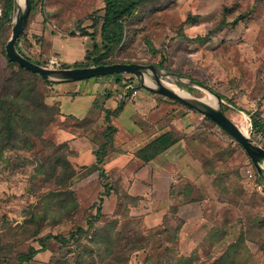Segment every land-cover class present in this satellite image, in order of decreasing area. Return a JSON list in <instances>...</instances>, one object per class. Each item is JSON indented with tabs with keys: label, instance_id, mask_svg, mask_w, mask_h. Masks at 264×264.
<instances>
[{
	"label": "rangeland",
	"instance_id": "1",
	"mask_svg": "<svg viewBox=\"0 0 264 264\" xmlns=\"http://www.w3.org/2000/svg\"><path fill=\"white\" fill-rule=\"evenodd\" d=\"M103 7L102 0H34L18 47L29 60L42 66L55 59L44 54L42 37L34 32L38 25L65 37H84L88 33L87 51L96 54L93 44L101 46L100 24L93 27L92 20L103 15ZM71 47L70 44L72 53L75 48ZM108 60L160 64L164 70L182 76L183 82H200L222 97L226 115L242 124L246 134L264 148V136L251 137L249 118L258 113L264 123V0H154L125 22L122 41ZM5 66L0 55V82L9 73ZM117 78L141 89L131 75ZM36 82L39 92L47 96L52 85L38 78ZM172 86L197 98L206 96L194 86ZM68 108L74 105L65 104L63 110ZM201 117L194 135L201 143L199 157L208 182L192 201L195 219L191 226L184 229L183 218L172 210L163 228L147 230L140 220L128 216L127 203L119 210V218L100 219L90 228L88 211L78 210L70 220L56 223L52 219L57 215L50 213L40 236L50 232L69 239L77 227L84 229V235L69 243L50 240L46 250H40L25 264H76L80 250L94 247L91 240L95 233L99 234L108 223L112 226L109 236L114 239V253L107 256L105 246L97 244L101 253L85 256V264L92 260L94 264H177L180 258H187L190 264H263L264 197L248 179L247 171L258 174L242 148L215 123ZM52 151L47 144L35 140L31 151L5 154L7 162L0 163L1 234L27 221L28 213L41 207L47 190L57 188L54 180L43 184L35 169L39 160L52 156ZM136 245L140 248L134 250L132 246ZM28 246L40 249L37 240L31 239L16 248L15 254L26 251ZM14 251L8 256L9 263L0 258V264H15Z\"/></svg>",
	"mask_w": 264,
	"mask_h": 264
},
{
	"label": "crops",
	"instance_id": "2",
	"mask_svg": "<svg viewBox=\"0 0 264 264\" xmlns=\"http://www.w3.org/2000/svg\"><path fill=\"white\" fill-rule=\"evenodd\" d=\"M41 28L36 25L34 32L40 33L47 57H54L63 65L84 61L89 49L86 36L65 37ZM70 44L75 48L72 53ZM129 86L117 77L53 84L45 102L57 106L59 114L46 127L42 138L57 145L67 144L71 152L67 159L76 172L70 189L79 211L95 214L91 207L101 198L102 219H117L119 210L127 203L128 216L140 220L142 227L149 230L163 228L172 210H177L185 229L194 223L192 201L198 189L206 188L208 182V173L199 157L201 143L194 135L203 115L142 89L133 88L127 94ZM121 102L122 109L112 114ZM63 103L74 108L64 111ZM106 111L111 112L108 121L115 132L100 169L96 170L95 151L105 143ZM163 135L172 141L169 147L148 160L137 155ZM106 183L109 190L104 194ZM190 245L194 243L191 241ZM262 258L264 261V253Z\"/></svg>",
	"mask_w": 264,
	"mask_h": 264
},
{
	"label": "trees",
	"instance_id": "3",
	"mask_svg": "<svg viewBox=\"0 0 264 264\" xmlns=\"http://www.w3.org/2000/svg\"><path fill=\"white\" fill-rule=\"evenodd\" d=\"M153 1L154 0H102L104 3L103 15L93 18L92 20L93 27L100 24L101 46L99 47L97 43H94L93 50L97 53L93 54L90 51H86L84 62L75 63L72 67L114 63L108 59L122 41L125 22L133 17L137 9L149 6ZM33 2L34 0H31L32 5ZM12 13L13 0H0V55L5 59V67L9 70V73L4 76L0 82V163L7 162L8 159L5 157L7 152L31 151L34 148L35 140H40L41 143L47 144L53 151L51 157L48 156L38 161L35 167L36 173L42 176L41 181L43 184H47L54 180V184L57 186V188L53 190H47L46 194L41 199V207H35V210L28 213L29 219L27 221L19 226L17 225L14 228L8 229L10 230L8 233H0V258L3 259L4 263H9L7 260H11L10 257H8L11 251L22 246V244L28 240H37L40 249L28 246L26 251H18L16 254V251L12 252L16 260L15 264H25L32 261L40 250H46V243L48 241L74 242L83 237L84 229L82 227H77V232L70 233L69 239H65L61 235H54L50 232L40 236L45 222L49 219L50 213L57 215V219L51 220L53 223H56L57 220H70L78 211L79 204L75 198L74 192L70 189V182L75 177L76 172L68 161L67 156L64 155L66 153L71 155L67 144L57 145L52 142L47 143L42 138L46 127L53 122L55 116L59 114V109L57 106H49L46 104V96L39 92L36 80L38 78L44 84L48 85H53L55 83L45 81L38 74L16 66L5 56V45L11 35ZM241 18H246V15H242ZM233 24H236V21H234ZM84 35L87 36L89 34L85 33ZM22 36L23 33L16 41L15 46L19 53L26 57L18 47V43ZM158 66L160 67V64ZM61 67L69 68L70 66L61 65ZM114 76L117 77V75ZM131 90H133V87L127 89V94H129ZM186 90L189 91L190 88L187 87ZM122 107L123 103L121 102L119 107L112 114H117ZM110 113L111 112L106 111V121L108 124L103 132L105 143L95 151L96 163L93 169L96 170L100 169L99 166L103 162L107 147L112 142V136L115 132L114 127L110 125L108 121V115ZM258 116V113H254L249 117L251 137L257 134L264 136V123ZM205 118L211 121L209 118ZM86 129H88V127H86L85 130ZM171 144L172 141L170 138L163 135L139 151L137 155L148 160ZM100 174L102 173L100 172ZM256 176L259 182H264L259 175ZM103 188L104 194H106L109 190L108 184H104ZM101 202L102 199L99 198L97 203L91 207L95 209V214L90 215L87 221L88 228L92 227L93 224L103 218L100 214ZM52 208H55V210L53 211ZM111 229V223H108L99 234L95 233V238L91 240L95 246L92 248L85 247L80 250L76 264H85V256H89L93 252L99 255L101 251L96 247L97 244L105 246L107 256L112 255L114 253V239L109 236L112 232ZM138 245L132 246L133 249L135 250L137 247L140 248V245ZM102 260L103 259L100 261ZM92 263L94 264L95 261L92 260L90 264ZM177 264H190V261L187 258H180ZM213 264H219V262L215 261Z\"/></svg>",
	"mask_w": 264,
	"mask_h": 264
},
{
	"label": "water",
	"instance_id": "4",
	"mask_svg": "<svg viewBox=\"0 0 264 264\" xmlns=\"http://www.w3.org/2000/svg\"><path fill=\"white\" fill-rule=\"evenodd\" d=\"M31 6V0H13L11 35L4 49L5 56L9 61L18 67L38 74L43 80L53 83H70L121 74L131 75L142 90L161 95L209 118L242 148L256 173L264 179V148L239 129L236 123L223 111L221 97L200 82L193 81L192 79H188V83L183 82L180 80V78H183L182 76L164 70L155 64L111 63L62 68L42 66L24 57L17 50L15 43L25 28ZM166 77L172 78L174 80L173 84L176 86L190 85L211 94L216 98L217 106L213 107L201 100V98L194 97L189 93L190 97H183L177 94L162 83V80L166 79ZM145 78L151 79L153 85H147L144 82Z\"/></svg>",
	"mask_w": 264,
	"mask_h": 264
},
{
	"label": "bare ground",
	"instance_id": "5",
	"mask_svg": "<svg viewBox=\"0 0 264 264\" xmlns=\"http://www.w3.org/2000/svg\"><path fill=\"white\" fill-rule=\"evenodd\" d=\"M144 82L147 84V85H153V81L149 78H145L144 79ZM174 82V80L170 77H166V79L162 80V83L167 86L168 88L172 89L173 91H175L177 94L183 96V97H190V95L182 90V89H179V88H174L172 86V83ZM206 96L205 97H202L201 100H203L204 102L208 103L209 105L213 106V107H216L217 106V101H216V98L214 96H212L211 94H208V93H205ZM236 125L239 127V129L244 133L246 134L245 132V128H243L242 124H237Z\"/></svg>",
	"mask_w": 264,
	"mask_h": 264
},
{
	"label": "built area",
	"instance_id": "6",
	"mask_svg": "<svg viewBox=\"0 0 264 264\" xmlns=\"http://www.w3.org/2000/svg\"><path fill=\"white\" fill-rule=\"evenodd\" d=\"M47 66H50V67H61L59 61H57L56 59L50 60L49 63L47 64ZM130 87H132V86H129L127 88H130ZM135 93H136V91H133V94H135ZM247 177H248V179H250L253 182L256 190L264 197V184H262L261 182L257 181L256 174L249 170V171H247Z\"/></svg>",
	"mask_w": 264,
	"mask_h": 264
}]
</instances>
